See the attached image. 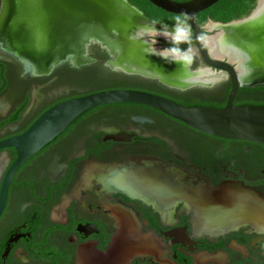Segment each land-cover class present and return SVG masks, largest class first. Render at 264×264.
Returning a JSON list of instances; mask_svg holds the SVG:
<instances>
[{
  "label": "flooded vegetation",
  "instance_id": "flooded-vegetation-1",
  "mask_svg": "<svg viewBox=\"0 0 264 264\" xmlns=\"http://www.w3.org/2000/svg\"><path fill=\"white\" fill-rule=\"evenodd\" d=\"M142 14L186 34L183 40L148 35L161 50L173 51L165 43L184 44L192 37L188 25ZM209 25L202 26L206 35ZM189 51L194 53L191 72L206 69L195 44ZM117 62L99 43L88 47L82 61L61 63L50 74H33L0 58V143L25 133L61 102L104 90L101 84L141 76L124 71ZM141 77L157 81L176 100L194 94L208 99L211 91L230 81L215 70L206 76L207 83L178 86ZM257 146L244 145L238 158L237 151L228 152L151 108L122 104L86 112L7 182L17 152L1 149L0 264H79L82 252L93 262L107 255L121 227L134 221L142 233L160 239L162 248L129 264H264V233L253 226L206 236L195 228L184 203L166 208L147 196L133 198L127 186L139 170L155 169L188 187L231 184L264 198V147ZM140 158L155 160L140 163Z\"/></svg>",
  "mask_w": 264,
  "mask_h": 264
},
{
  "label": "water",
  "instance_id": "water-1",
  "mask_svg": "<svg viewBox=\"0 0 264 264\" xmlns=\"http://www.w3.org/2000/svg\"><path fill=\"white\" fill-rule=\"evenodd\" d=\"M1 1L0 23L7 12V4L11 5V13L7 12V21L2 27L6 30L5 35L14 37L16 34L25 43H17L21 49H9L6 40L1 39L0 58L24 65L33 74H50L61 63L82 61L92 43L101 44L118 61L122 58L123 50H128L131 56L137 55L138 51L141 53V47L145 42L148 46L143 49H156L172 56L184 57L193 53L161 50L155 46V40L148 39L149 34L135 35L140 30L165 31L168 26L151 22L127 0ZM148 1L168 14L187 19L188 27L192 31V41L206 65V69L199 72H207L210 75L213 70L220 71L227 74L230 79L232 89L227 105L221 109L186 107L166 97L135 90L99 91L61 102L42 114L25 133L0 143V150L12 148L17 152V160L10 169L6 182L86 112L109 105L131 104L148 107L204 135L264 146V106L235 105L241 87L264 84V0H258L256 8L244 19L226 24L210 22V25L216 26L208 30L207 33L210 35L205 34V28L200 25L198 16L222 0ZM237 23L242 24L238 29H231V25ZM223 33L231 34L229 43L236 48H228V53L217 58L211 53L208 38L216 36L221 39ZM40 37L46 39L44 46L38 44ZM47 37L52 40L51 52L57 45L59 47L67 45L69 48L55 54L51 65L44 68L42 63H45L49 55L46 48ZM105 38L117 41L119 48L111 49ZM223 46L225 47L224 44ZM239 48L244 52L239 51ZM16 50L36 56L39 61L42 60L41 67L36 69ZM192 58L193 56L184 68L188 74H194L190 70ZM147 67L143 64H132L130 68L119 66L124 71L158 79L168 86H178L177 83L188 84L184 81L186 78H170L168 76L170 74L161 68ZM140 160L142 163L143 160L155 159ZM130 178V184L127 186L130 187L129 192L133 198L147 196L166 208L184 203L193 216L195 228L203 235L221 236L246 225H251L264 233V198L250 191L231 184L219 187L209 184L188 187L167 172L161 173L155 169L152 172L139 170ZM161 248L160 239L154 234L142 233L140 225L134 221L130 226L121 227V234L107 255H99L95 257V261L88 263L82 252L79 264H129L136 256L151 255Z\"/></svg>",
  "mask_w": 264,
  "mask_h": 264
},
{
  "label": "trees",
  "instance_id": "trees-1",
  "mask_svg": "<svg viewBox=\"0 0 264 264\" xmlns=\"http://www.w3.org/2000/svg\"><path fill=\"white\" fill-rule=\"evenodd\" d=\"M127 1L129 2L130 5L141 10L150 19L162 17L161 15L163 14L166 15L167 17L165 18H168L169 22L173 24H180L186 26L188 25L187 19L185 17L168 14L156 8L148 0H127ZM173 1L187 2L190 0H173ZM257 2L258 0H222L211 9L201 13L198 16V20L201 26L203 23L207 21L206 18L207 14H210L211 17L215 20V22L222 24L241 20L248 17L253 12V10L257 6ZM165 45L172 48V50L176 53H186L193 47L194 43L192 41V37H190V39L184 44L165 43ZM103 57H105V59H108L106 54ZM101 86L105 88L104 90L101 91L135 90V91H143L155 95H160L170 99L169 96L164 92V88L157 81L147 80L141 76H134L125 80L117 81L115 83H105V84H101ZM231 89H232L231 82L228 81V83L224 84V86L220 90L211 91L210 92L211 94L209 95L210 98L208 99L200 100L197 97V95L194 94L184 100H176V99H171V100H174L177 103L186 107L199 106V107H213V108L221 109L227 105ZM235 105L264 106V84L256 85L254 87H241L239 90V94L235 100ZM156 113L163 115L169 119H172L158 111H156ZM204 136L208 139H211L212 142L214 141L217 145H222L228 148V152L237 151L239 153L237 155L238 158H241V154L243 153L242 147L248 144L246 142L226 141L218 138H211L210 136H206V135ZM252 145L254 147H258L256 144H252ZM260 147H264V146H260Z\"/></svg>",
  "mask_w": 264,
  "mask_h": 264
},
{
  "label": "bare ground",
  "instance_id": "bare-ground-1",
  "mask_svg": "<svg viewBox=\"0 0 264 264\" xmlns=\"http://www.w3.org/2000/svg\"><path fill=\"white\" fill-rule=\"evenodd\" d=\"M8 8H7V12L9 11V13H11V5H9V3L7 4ZM7 12L5 13V16L3 18V21H1L0 23V40L1 39H5L6 40V44L8 45L9 49H14V48H20L18 46V44H21L24 40L21 39V37L19 36H9V35H5L6 30H3V26L5 25L6 21H7ZM242 23H237V24H233L231 25V29L233 28H239L241 26ZM216 26L215 25H209L208 29L212 30L214 29ZM144 33H147L149 35L152 36H157V37H161L167 40H183L186 37V34L182 31L181 28H169L167 27V29L165 31H155V30H147V31H138L136 32L135 35H144ZM223 38H217L216 36L214 37H209L208 38V45L211 49V53L214 57H223L224 53H228L227 49L228 48H233L235 49L236 46H233L231 44V42L229 43V41L231 40V34L230 33H223ZM3 39V40H4ZM106 40V44L113 50L118 49L119 46L117 45V41H112V40H108L107 38H105ZM16 41V43H15ZM45 41L46 39H42V37H40V40L38 41L39 45L44 46L45 45ZM50 41H52L50 39V37H47V46L46 48H48V58H46L45 63H42V67H48L49 65H51L52 61L54 60L53 58L55 57V54L57 53H61V50H66L67 48H69V46L67 45H63L61 47H59L57 45V47L55 48V50L53 52H51V44ZM18 43V44H17ZM25 43V42H23ZM225 45V47L223 48L222 45ZM148 46V43H144V45H142L141 47V53H139V51L136 53L137 55L131 54L128 52V50L126 51H122V58L121 60H119L116 64L120 67H124V68H130L131 65L133 64H143L145 66H148L147 68L150 69H158L161 68L164 70V72L169 73L170 75H168L170 78H177V77H182V78H186L187 80L186 83H207L206 81V76L209 75L207 72H198L195 74H188L186 73V71L184 70L185 66H187L190 63V58L193 56L194 53H191L187 56L184 57H178V56H172L170 54L167 53H161L158 52L156 49H151V50H146L143 49L144 47ZM247 46H246V50H247ZM21 49V48H20ZM139 50V49H138ZM18 53H21V56L31 65L35 66V68L37 69L38 67H41V63L42 60H38V58H36V56H32L29 53L26 52H21V50H16ZM239 51L244 52L243 49L239 48ZM138 54H143V56L138 55ZM54 55V56H53ZM146 55V56H144ZM130 56V57H128ZM232 56V55H231ZM132 57V59H131ZM131 59V60H130ZM146 59V60H145ZM131 63V64H130ZM133 68V67H132ZM136 69V68H133ZM183 81V82H184ZM178 85H182L183 83H177Z\"/></svg>",
  "mask_w": 264,
  "mask_h": 264
},
{
  "label": "rangeland",
  "instance_id": "rangeland-1",
  "mask_svg": "<svg viewBox=\"0 0 264 264\" xmlns=\"http://www.w3.org/2000/svg\"><path fill=\"white\" fill-rule=\"evenodd\" d=\"M161 16L162 17H167L166 15H163V14ZM206 18H207V21L202 24V26H204V27L207 26L210 21L215 22V20L211 17L210 14H207ZM207 35H210V33H207Z\"/></svg>",
  "mask_w": 264,
  "mask_h": 264
}]
</instances>
